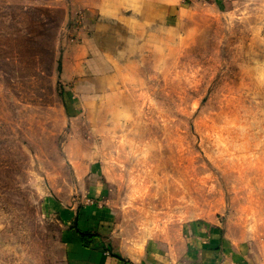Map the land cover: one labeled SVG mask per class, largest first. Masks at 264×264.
<instances>
[{
	"label": "rangeland",
	"instance_id": "obj_1",
	"mask_svg": "<svg viewBox=\"0 0 264 264\" xmlns=\"http://www.w3.org/2000/svg\"><path fill=\"white\" fill-rule=\"evenodd\" d=\"M169 11L0 0V264H68L65 206L105 251L179 258L215 226L264 264V0Z\"/></svg>",
	"mask_w": 264,
	"mask_h": 264
},
{
	"label": "crops",
	"instance_id": "obj_2",
	"mask_svg": "<svg viewBox=\"0 0 264 264\" xmlns=\"http://www.w3.org/2000/svg\"><path fill=\"white\" fill-rule=\"evenodd\" d=\"M180 0H90L98 14L107 19L162 20L170 13L169 7ZM157 11L156 13L154 12ZM164 15V16H162ZM87 209L61 207L60 240L68 254V264H247L240 257L226 254L220 246L219 231L213 227L206 237L195 246L185 245L183 255L174 258L169 252L161 253L158 249H144L138 252L105 251L99 237H83L82 232L91 230L95 225L85 219ZM88 225V226H87ZM90 240V245L85 243ZM191 246V247H190ZM191 248V249H190ZM117 254V253H116Z\"/></svg>",
	"mask_w": 264,
	"mask_h": 264
},
{
	"label": "trees",
	"instance_id": "obj_3",
	"mask_svg": "<svg viewBox=\"0 0 264 264\" xmlns=\"http://www.w3.org/2000/svg\"><path fill=\"white\" fill-rule=\"evenodd\" d=\"M81 234L83 237L87 235L86 232H82Z\"/></svg>",
	"mask_w": 264,
	"mask_h": 264
},
{
	"label": "water",
	"instance_id": "obj_4",
	"mask_svg": "<svg viewBox=\"0 0 264 264\" xmlns=\"http://www.w3.org/2000/svg\"><path fill=\"white\" fill-rule=\"evenodd\" d=\"M115 255L119 257V254H116V253H115Z\"/></svg>",
	"mask_w": 264,
	"mask_h": 264
}]
</instances>
